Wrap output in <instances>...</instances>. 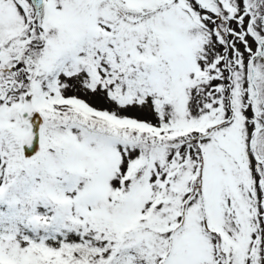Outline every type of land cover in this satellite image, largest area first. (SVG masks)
Segmentation results:
<instances>
[{
	"label": "snow or ice",
	"instance_id": "1",
	"mask_svg": "<svg viewBox=\"0 0 264 264\" xmlns=\"http://www.w3.org/2000/svg\"><path fill=\"white\" fill-rule=\"evenodd\" d=\"M0 264H264V0H0Z\"/></svg>",
	"mask_w": 264,
	"mask_h": 264
}]
</instances>
